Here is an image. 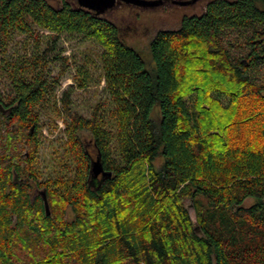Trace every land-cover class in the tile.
<instances>
[{
  "label": "trees",
  "instance_id": "trees-1",
  "mask_svg": "<svg viewBox=\"0 0 264 264\" xmlns=\"http://www.w3.org/2000/svg\"><path fill=\"white\" fill-rule=\"evenodd\" d=\"M54 2L0 0V264H264V0H212L145 52ZM35 30L100 48L107 95L87 116L55 98L44 57L7 59ZM42 114L64 135L45 172Z\"/></svg>",
  "mask_w": 264,
  "mask_h": 264
},
{
  "label": "rangeland",
  "instance_id": "rangeland-1",
  "mask_svg": "<svg viewBox=\"0 0 264 264\" xmlns=\"http://www.w3.org/2000/svg\"><path fill=\"white\" fill-rule=\"evenodd\" d=\"M54 6V0H49ZM160 1L155 7H141L125 3H117L106 9L98 16L117 25L124 35L125 42L137 50L145 52L148 40L158 30L174 29L181 18L185 16L200 15L205 6L212 0H197L187 6H179L174 2L191 0H147ZM36 39L25 36H15L7 46V59L17 60L22 58L44 57L47 62L46 77L51 81V90L59 101L65 93L75 111L83 115L89 114V109L97 100L107 95L103 81L97 85L99 71L97 70L96 54L100 48L90 41L80 38L62 36L57 42H52L47 32L35 30ZM78 70L87 73V87L79 88L75 77ZM8 82L0 78V93L6 94ZM60 120L55 122L47 115L40 116L41 147L39 149V165L45 172L50 162L49 155L53 147H59L64 141L63 124ZM55 125L57 128H55ZM185 207L192 220L195 212L190 201H185Z\"/></svg>",
  "mask_w": 264,
  "mask_h": 264
},
{
  "label": "water",
  "instance_id": "water-1",
  "mask_svg": "<svg viewBox=\"0 0 264 264\" xmlns=\"http://www.w3.org/2000/svg\"><path fill=\"white\" fill-rule=\"evenodd\" d=\"M197 0L191 1H177L174 2L176 5L179 6H187L192 3H195ZM115 2L117 3H125L134 6H141V7H155L161 4L160 1H147V0H76V5L80 8L96 12L97 14L105 12L106 9L112 7ZM98 159L91 162V177L92 179L96 180L99 176L104 177L105 172L102 170L100 163H98Z\"/></svg>",
  "mask_w": 264,
  "mask_h": 264
}]
</instances>
